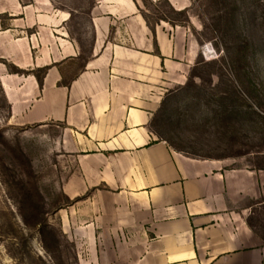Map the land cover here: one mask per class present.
Instances as JSON below:
<instances>
[{"label": "crops", "instance_id": "obj_1", "mask_svg": "<svg viewBox=\"0 0 264 264\" xmlns=\"http://www.w3.org/2000/svg\"><path fill=\"white\" fill-rule=\"evenodd\" d=\"M147 14L144 0H94L89 56L65 87L63 66L82 54L71 14L48 0H0L10 22L0 61L26 73L0 71L12 125L63 127L57 148L74 165L63 192L87 207L82 232L98 264H264V165L253 153L184 152L154 130L164 99L207 61L191 22L150 24Z\"/></svg>", "mask_w": 264, "mask_h": 264}, {"label": "rangeland", "instance_id": "obj_2", "mask_svg": "<svg viewBox=\"0 0 264 264\" xmlns=\"http://www.w3.org/2000/svg\"><path fill=\"white\" fill-rule=\"evenodd\" d=\"M188 1L186 11L176 12L166 1L144 0L150 24L191 22L203 55L208 51L186 86L164 99L154 130L184 152L253 153L263 166L264 0ZM48 2L71 14L68 28L82 49L78 60L62 68V83H68L89 56L94 0ZM9 24L0 16L2 28ZM0 71L10 74L12 67L0 61ZM62 132L60 125H12L0 87V264H98L101 255L90 252L82 232L87 207L74 206L63 192L74 165L58 151Z\"/></svg>", "mask_w": 264, "mask_h": 264}, {"label": "trees", "instance_id": "obj_3", "mask_svg": "<svg viewBox=\"0 0 264 264\" xmlns=\"http://www.w3.org/2000/svg\"><path fill=\"white\" fill-rule=\"evenodd\" d=\"M38 72L41 73V76H38V75H37ZM38 72H36V73L34 74V76H35V78H36L38 84L41 85V83H42V79H43V76H44V74L46 73V69L40 70V71H38ZM12 74L25 75L26 73L23 72V71H20V70H18V69H16V68H12ZM61 84H62V86H65V87L68 86V83H61Z\"/></svg>", "mask_w": 264, "mask_h": 264}, {"label": "built area", "instance_id": "obj_4", "mask_svg": "<svg viewBox=\"0 0 264 264\" xmlns=\"http://www.w3.org/2000/svg\"><path fill=\"white\" fill-rule=\"evenodd\" d=\"M204 49H206V48L204 47ZM204 55H205V56H208V51H207V49L204 50Z\"/></svg>", "mask_w": 264, "mask_h": 264}]
</instances>
